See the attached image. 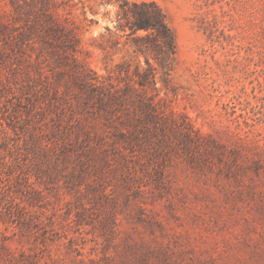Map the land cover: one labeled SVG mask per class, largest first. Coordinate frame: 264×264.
Returning a JSON list of instances; mask_svg holds the SVG:
<instances>
[{
    "label": "rangeland",
    "instance_id": "374dc122",
    "mask_svg": "<svg viewBox=\"0 0 264 264\" xmlns=\"http://www.w3.org/2000/svg\"><path fill=\"white\" fill-rule=\"evenodd\" d=\"M0 264H264V0H0Z\"/></svg>",
    "mask_w": 264,
    "mask_h": 264
},
{
    "label": "trees",
    "instance_id": "16d2710c",
    "mask_svg": "<svg viewBox=\"0 0 264 264\" xmlns=\"http://www.w3.org/2000/svg\"><path fill=\"white\" fill-rule=\"evenodd\" d=\"M127 1H123L121 4L124 8L127 5ZM132 11V21L130 22L131 32L134 33L137 30H149L151 33L158 35L157 37L161 38L165 45L174 52V36L167 26L165 21V15L162 12L161 8L154 1H141L133 2ZM126 13L127 10H124ZM65 48V57L71 56L73 62H77L74 57V52L76 51V38L74 36H64L63 39ZM68 51L70 53H68ZM79 71L81 72L85 84H88L89 87H95V81L97 76H94L92 70L87 68L84 65H79ZM85 79H88L86 81ZM142 85V83H140ZM100 87V86H99ZM98 100H104L106 104L112 106L118 101H120L119 90L115 89L113 85H109L106 89L100 87Z\"/></svg>",
    "mask_w": 264,
    "mask_h": 264
}]
</instances>
